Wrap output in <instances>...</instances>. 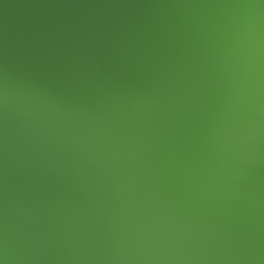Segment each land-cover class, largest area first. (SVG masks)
Listing matches in <instances>:
<instances>
[{
	"label": "water",
	"instance_id": "1",
	"mask_svg": "<svg viewBox=\"0 0 264 264\" xmlns=\"http://www.w3.org/2000/svg\"><path fill=\"white\" fill-rule=\"evenodd\" d=\"M0 264H264V0H0Z\"/></svg>",
	"mask_w": 264,
	"mask_h": 264
}]
</instances>
